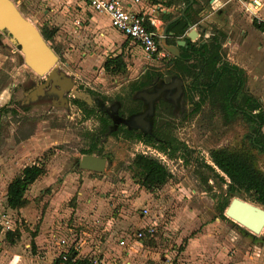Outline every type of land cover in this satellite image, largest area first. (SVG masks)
I'll list each match as a JSON object with an SVG mask.
<instances>
[{
    "label": "rangeland",
    "instance_id": "1",
    "mask_svg": "<svg viewBox=\"0 0 264 264\" xmlns=\"http://www.w3.org/2000/svg\"><path fill=\"white\" fill-rule=\"evenodd\" d=\"M12 1L40 33L47 30L43 10L49 7L44 1ZM197 2L203 14L210 13L200 22L207 31L200 41L216 37L220 43L218 64H234L241 72L236 104L247 111L257 107L264 111V31L251 24L252 19L257 22L262 17L258 12L252 15L249 0H218L214 9L208 0ZM174 5L176 13L179 3ZM259 9L262 14V3ZM98 16L107 26V17ZM58 22L56 28L77 26L71 33L58 29L55 36L45 38L57 55V70L73 81L63 95L66 104L49 86L30 96L29 90L44 77L31 72L22 63L19 50L0 33V92L7 96L0 99V215L9 219L10 226L9 233L0 234V264H54L58 253L69 246L79 257L119 264H264V225L252 234L217 210L220 201H229L234 194L227 192V179L212 164L208 151L224 148L245 153L262 173L264 152L252 142L257 133L251 122L239 112L227 115L220 109L221 84L204 92L201 99L198 90L209 79L210 70L202 68L181 78L185 92L176 105L162 98L154 101L153 130L165 142V153L124 138L120 132L96 138L99 110L84 115L72 99L87 102L89 108L95 99L108 111L117 104L109 119L118 114L125 118L129 109L142 107L135 97L137 89H132L134 83L143 80L145 73L160 78L172 74L170 56L147 57L135 42L123 39L121 49L109 47L100 53L99 60L115 55L125 59L123 70L107 72L101 66L103 61L86 58L97 43L85 41L80 19ZM163 40L166 45L175 43L174 38ZM189 84L197 86L193 100L201 99L194 112L186 98ZM92 144L94 154L89 155L105 159L101 172L78 165ZM135 153L157 158L171 178L158 188L139 186L129 168ZM33 163L44 172L28 185L23 206L7 207V182ZM237 196L264 209L247 196ZM139 229L144 236L136 238ZM119 239L124 245H119Z\"/></svg>",
    "mask_w": 264,
    "mask_h": 264
},
{
    "label": "trees",
    "instance_id": "2",
    "mask_svg": "<svg viewBox=\"0 0 264 264\" xmlns=\"http://www.w3.org/2000/svg\"><path fill=\"white\" fill-rule=\"evenodd\" d=\"M154 1V0H153ZM186 3V1H183ZM191 6H188L184 10V14L180 17L179 34L192 24ZM145 21L146 28L151 30V26ZM176 22H172L167 26V29L174 27ZM251 24L258 29H264L263 22H256L252 19ZM42 32V31H41ZM46 32V33H43ZM42 37L48 38L54 33V29L44 30ZM185 48L179 52L178 56H168L169 64L173 74L183 77H191L195 71L202 68H208L211 72L209 79L205 84L199 87L198 92L201 94V99L204 97V92L212 90L219 83L221 84L222 96L220 98L219 107L227 115H233L239 112L247 121L251 122L253 127V133H257L256 137L252 139L253 144L258 150L264 152V133L261 132V128L264 126V111L260 107H257L256 111H247L244 108L239 107L237 102V92L241 86V72L236 65L221 63L218 64L220 55V43L216 37H209L201 45H196L194 42L185 40ZM102 68L111 73H116L125 68V64L120 55L113 57H107L102 63ZM144 80L135 82L132 89H138L141 85L149 80L146 73L143 75ZM227 81L224 83L223 81ZM218 84V85H219ZM196 90L197 86L189 84L186 90L187 101L192 104L190 111L194 112L198 107L199 102L193 100L192 92ZM247 100L251 102L255 101L249 96H246ZM72 103L77 105L83 110L84 115H89L94 109L89 108L87 103L77 98L72 99ZM139 103V102H138ZM137 109H129L128 112H133ZM256 107L254 106L253 109ZM98 129L96 132V138L103 134L115 135L120 132L124 138L135 139L142 142L144 145L151 146L160 152L165 153L166 147L162 145L163 140L158 139L154 130L151 133H141L135 129H128L125 126L116 125L109 119L108 115L99 110L97 113ZM163 141V142H162ZM165 143V142H164ZM95 144H92L86 151L87 154H94L93 150ZM208 155L212 164L225 176L227 179V192L247 196L250 200L264 205V173H262L252 162L250 157L239 151H231L224 148H215L208 151ZM131 171V177L135 182L146 190L158 188L164 185L170 178L171 173L166 166L161 163L154 156L135 153L129 164ZM43 169L39 165L33 163L23 166L19 173L12 177L6 184L5 188V204L11 209H17L24 205L25 198L24 192L29 184H31L37 177L42 175ZM223 199V198H222ZM229 201L224 198L217 206L218 212L224 211ZM9 233L6 231V234ZM5 234V235H6ZM65 260L62 264H93L91 258L76 256L77 252L73 246H69L64 251ZM62 259L59 256L55 257L54 264H61Z\"/></svg>",
    "mask_w": 264,
    "mask_h": 264
},
{
    "label": "water",
    "instance_id": "3",
    "mask_svg": "<svg viewBox=\"0 0 264 264\" xmlns=\"http://www.w3.org/2000/svg\"><path fill=\"white\" fill-rule=\"evenodd\" d=\"M192 3V0H187V3L182 7L180 14L184 9ZM164 29L162 36H164ZM0 33L6 37L8 42L16 47L20 54L22 63L36 76L44 77L42 83L36 84V92L40 94L42 88L49 86V90L54 92L59 101L66 104L67 100L63 96L72 86V79L64 72L57 70L56 61L57 55L50 45L47 44L42 37L38 28L28 21L18 10L12 0H0ZM196 35L194 29L190 28L187 32V37L192 39ZM176 45H163L164 49L173 56H178L177 46H185L184 40H177ZM177 82L175 95L178 98L180 94L184 96V88L180 76L174 77ZM168 80V76L164 77ZM160 90L156 92L137 91L135 96L143 101L141 112L132 114L129 117L111 118V121L116 125L118 122L126 125L128 129H142V132H147L151 127V116L154 111V101L159 95ZM34 94V91L32 92ZM31 96V95H30ZM173 104H176L174 102ZM145 108V109H144ZM140 121V125H136L134 120ZM144 119L145 121H142ZM79 167L84 170L101 172L104 169L105 159L95 155L83 154L78 163ZM223 214L237 225L244 227L252 234L260 232L264 225V209L260 206L240 199L236 192H233Z\"/></svg>",
    "mask_w": 264,
    "mask_h": 264
},
{
    "label": "crops",
    "instance_id": "4",
    "mask_svg": "<svg viewBox=\"0 0 264 264\" xmlns=\"http://www.w3.org/2000/svg\"><path fill=\"white\" fill-rule=\"evenodd\" d=\"M36 1H39V0H36ZM42 1H44L46 5H48L49 7V10H43V11H44V16L47 18V27H48L47 30L54 29V33L51 35V37L59 33L58 29L65 31L67 33L73 32L74 27L75 29H77V26L72 27V25H62L59 28H56L57 23H59L58 20L63 19V20H66V22L68 21L73 22L74 19H80L81 21L80 22V29H81L80 32L84 35L85 41H90V44H92V41L97 43V45L94 46L96 49H93V50L90 49V51H88L86 54V58L89 59V61H92L94 59H96L97 61H104V60H99L102 57L100 53H102L109 47H112V49L114 48L121 49L122 40L127 39L121 33H119L117 30H115L109 25V20H108L107 26L100 23L99 16H98L100 13H96L90 10V8L88 7V5L86 4L84 0H42ZM125 1L129 2L133 10L140 11L148 18L147 24L151 26L152 28L150 31H153L155 33L163 49H164L163 45H165L163 42L164 41L163 39L165 38L167 39L174 38L175 43L177 40H184V44H185V40L189 39V41L194 42L198 46L206 41V39L201 40V41L199 39V37L201 36H206V32H207L205 26L203 24H200V22L206 19L207 17H209L210 13L203 14L204 12L203 9H201V7L198 6L199 4L197 1L199 0H192V3L188 5V6H191V8L193 9L190 14L193 22L180 35H177L179 34V31H180L179 29L180 21L179 20H180V17L184 14V11L182 14H180V11L182 7L187 3V0H154V1L153 0H137V1L125 0ZM183 1H186V3H184ZM175 3H179V5L176 6V10H177L176 13L173 11V6H175L174 5ZM208 3H209L210 9H214L218 5L217 4L218 0H208ZM261 3L264 6V0H260L259 5L256 10L258 14L262 17L261 20H258L257 22L264 23L263 21L264 11H262V14L259 13V10H260L259 8H260ZM195 6H197L198 9L195 8ZM193 14H194V19H193ZM174 21L176 22L173 25L174 27H172L171 29H167V26ZM159 26L161 27V33L158 32V30L160 29ZM164 26H165L164 36H162V30ZM190 28L194 29V31L196 32V35L192 39L187 37V32L190 30ZM262 31H264V29H262ZM127 40L130 44L132 43L131 40L129 39ZM226 42H228V40H226ZM100 43L107 47L104 48V47L99 46ZM175 43L174 45H176ZM185 46H177L178 55H179V52L182 50V47L185 48ZM170 56L172 57L173 55L170 54ZM121 57L124 62L125 59L123 58V56ZM102 63L103 62H101V66H102ZM3 95L4 94L2 90L0 92V99H2L3 97L4 99H6L5 97L7 96H3ZM4 194H5V189H4Z\"/></svg>",
    "mask_w": 264,
    "mask_h": 264
},
{
    "label": "built area",
    "instance_id": "5",
    "mask_svg": "<svg viewBox=\"0 0 264 264\" xmlns=\"http://www.w3.org/2000/svg\"><path fill=\"white\" fill-rule=\"evenodd\" d=\"M90 10L96 13L105 14L108 17L109 25L121 33L125 38L135 42L141 51L147 56L151 58H165L170 56V54L161 47L157 36L153 31H150L146 28L145 21L148 18L141 13L140 11L133 10L130 6L129 2L125 0H84ZM137 1V0H134ZM260 0H249L248 9L255 16L257 7L259 5ZM258 18V17H257ZM264 21V19H263ZM142 212L146 213V209L142 208ZM10 229L9 219L0 215V234L5 233ZM148 232H151V228L147 229ZM144 236V232L142 230H136L135 237L141 238ZM59 243H64L63 240H59ZM119 245H124V241L119 239ZM67 249V248H66ZM66 249L61 250L57 256L62 259L61 264L64 262V251ZM94 264L97 262L103 263L105 262L104 258L97 257L95 260H92ZM105 264H119L115 261L105 262Z\"/></svg>",
    "mask_w": 264,
    "mask_h": 264
},
{
    "label": "flooded vegetation",
    "instance_id": "6",
    "mask_svg": "<svg viewBox=\"0 0 264 264\" xmlns=\"http://www.w3.org/2000/svg\"><path fill=\"white\" fill-rule=\"evenodd\" d=\"M165 76H168V80H164V77ZM175 76H177V75H175V74H171V73H168V74H163L162 76H161V78L160 77H157V75H154V76H149V80L146 82V83H144L143 85H141L137 90H136V92L137 91H146V92H156L157 90H160V92H159V95L157 96V98H162V99H164V100H169L172 104L174 103V102H176V100L177 99H179L181 96H182V94H180V96L177 98L176 97V95H175V91H176V89H177V82H176V80H174L175 78ZM145 79V78H144ZM143 79V80H144ZM43 81H39L38 83L40 84V83H42ZM35 86L36 85H33L32 87V89L31 90H29V92H30V94H31V96H35L37 93H35L36 92V88H35ZM182 86H183V88H184V83H183V81H182ZM47 87H43L42 88V91H41V93H43L44 92V90L46 89ZM34 91V94H32V92ZM136 97V96H135ZM156 98V99H157ZM159 99H157V102H158V100ZM67 100V99H66ZM141 99H138V101L140 102L139 104H141L142 103V107H143V101L141 100ZM160 101V100H159ZM87 103V102H86ZM177 103V102H176ZM116 105L117 104H112L111 105V107H110V111L111 112H114L115 111V108H116ZM173 105H176V104H173ZM142 107H140V109L139 110H136V111H133V112H128V114H127V116H125V117H130L132 114H134V113H137V112H141L142 111ZM91 108L92 109H95V110H102V111H104L109 117H110V111H108L106 108H105V106H103L101 103H97L96 102V100L94 99V100H92V104H91ZM145 109V108H144ZM155 110V109H154ZM115 113V112H114ZM115 117L116 118H122L123 116H120L119 114L118 115H115ZM112 118V117H111ZM110 118V119H111ZM124 118V117H123ZM123 118H122V120H123ZM131 118H132V116H131ZM134 120V119H133ZM142 121H145L144 119H142ZM134 122L136 123V125H140V121H136V120H134ZM116 125H118V123L116 124ZM115 125V126H116ZM138 125V126H139ZM123 126H125L126 127V125H124L123 124ZM140 126H142V124L140 125ZM143 127V126H142ZM135 130H138V131H140L141 133H144V132H142L141 130L142 129H140V128H137V129H135ZM152 130H153V122L151 123V130H150V128H149V130L147 131V132H145V133H151L152 132ZM157 150V149H156Z\"/></svg>",
    "mask_w": 264,
    "mask_h": 264
}]
</instances>
